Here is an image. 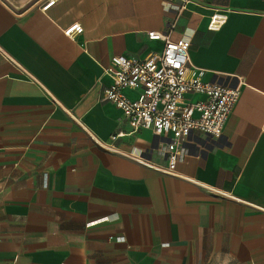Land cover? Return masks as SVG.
<instances>
[{"label":"crops","instance_id":"0c3cea01","mask_svg":"<svg viewBox=\"0 0 264 264\" xmlns=\"http://www.w3.org/2000/svg\"><path fill=\"white\" fill-rule=\"evenodd\" d=\"M44 1L0 0V264H264V0ZM215 10L228 19L210 31ZM153 31L189 38L204 81L240 89L222 137L172 174L99 144L122 132V152L167 164L103 100L115 56L163 50Z\"/></svg>","mask_w":264,"mask_h":264},{"label":"built area","instance_id":"2783aa9c","mask_svg":"<svg viewBox=\"0 0 264 264\" xmlns=\"http://www.w3.org/2000/svg\"><path fill=\"white\" fill-rule=\"evenodd\" d=\"M57 1L59 0H45L41 9L46 11ZM189 2L190 0H182L181 5L167 3L166 7L181 12ZM227 19L226 11L215 10L208 29L219 31ZM175 25V22L170 24V30ZM83 30L82 25L75 23L67 27L64 34L73 39ZM148 36L151 40L163 41V50L144 58L115 56L111 65L105 69L113 80L104 89L103 100L121 109L132 133L151 131L158 140L157 150L165 156L167 164L165 167L154 164L142 151L122 152L115 145L117 140L126 135L122 132L99 144L138 163L172 174L178 163L190 156L193 149L205 151L212 141L222 137L239 99L240 89L230 88L220 82L204 81L206 71L193 65L191 61L189 38L173 40L169 31H153ZM128 90L135 92L136 96L125 94ZM109 221L105 217L91 221L87 226H99ZM119 240L123 238L120 237Z\"/></svg>","mask_w":264,"mask_h":264},{"label":"water","instance_id":"95a60500","mask_svg":"<svg viewBox=\"0 0 264 264\" xmlns=\"http://www.w3.org/2000/svg\"><path fill=\"white\" fill-rule=\"evenodd\" d=\"M9 5H11L15 10L22 11L30 6L36 0H5Z\"/></svg>","mask_w":264,"mask_h":264}]
</instances>
